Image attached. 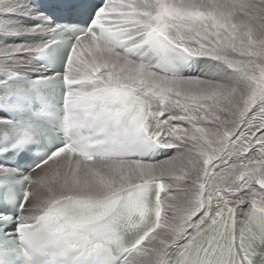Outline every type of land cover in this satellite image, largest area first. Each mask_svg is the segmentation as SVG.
Here are the masks:
<instances>
[{"label": "snow or ice", "instance_id": "snow-or-ice-1", "mask_svg": "<svg viewBox=\"0 0 264 264\" xmlns=\"http://www.w3.org/2000/svg\"><path fill=\"white\" fill-rule=\"evenodd\" d=\"M0 264H264V0H0Z\"/></svg>", "mask_w": 264, "mask_h": 264}]
</instances>
